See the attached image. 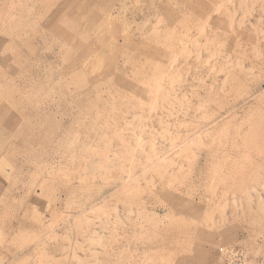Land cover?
I'll use <instances>...</instances> for the list:
<instances>
[{"label":"rangeland","instance_id":"rangeland-1","mask_svg":"<svg viewBox=\"0 0 264 264\" xmlns=\"http://www.w3.org/2000/svg\"><path fill=\"white\" fill-rule=\"evenodd\" d=\"M0 264H264V0H0Z\"/></svg>","mask_w":264,"mask_h":264}]
</instances>
